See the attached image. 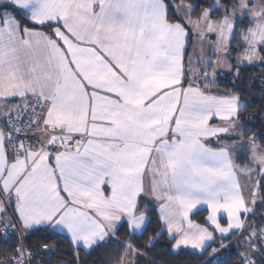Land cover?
<instances>
[{"label": "snow or ice", "instance_id": "snow-or-ice-1", "mask_svg": "<svg viewBox=\"0 0 264 264\" xmlns=\"http://www.w3.org/2000/svg\"><path fill=\"white\" fill-rule=\"evenodd\" d=\"M0 264H264V0H0Z\"/></svg>", "mask_w": 264, "mask_h": 264}, {"label": "trees", "instance_id": "trees-1", "mask_svg": "<svg viewBox=\"0 0 264 264\" xmlns=\"http://www.w3.org/2000/svg\"><path fill=\"white\" fill-rule=\"evenodd\" d=\"M249 74H256L258 75L259 73L256 71V70H250V73ZM247 75V74H246ZM258 91V89L256 90ZM258 103V101H257ZM205 213L201 212L199 216L195 217L198 221L200 220V218L204 215ZM163 249H157V252H162ZM60 254H56L55 256H53V260L57 259V257L59 256Z\"/></svg>", "mask_w": 264, "mask_h": 264}]
</instances>
